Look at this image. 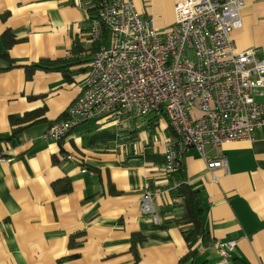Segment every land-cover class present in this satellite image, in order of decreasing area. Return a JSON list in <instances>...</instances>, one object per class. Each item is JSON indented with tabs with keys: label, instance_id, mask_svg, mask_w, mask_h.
Listing matches in <instances>:
<instances>
[{
	"label": "crops",
	"instance_id": "obj_1",
	"mask_svg": "<svg viewBox=\"0 0 264 264\" xmlns=\"http://www.w3.org/2000/svg\"><path fill=\"white\" fill-rule=\"evenodd\" d=\"M244 1L243 27L233 40L237 51L255 49L264 58V0ZM134 2L156 28L174 25L176 0ZM95 7L94 0H0V15L8 14L6 22L0 17V36L10 28L23 39L9 50L11 61L0 58V150L8 157L0 163V264H135L136 233L144 237L139 264H177L188 252L183 230L172 223L181 211L173 206L174 186L164 172L171 137L163 114L121 125L90 121L61 142L42 138L84 88ZM68 57L66 75L38 70L27 80L26 67ZM40 108L46 122L9 140L19 131L10 118ZM224 151L228 171L215 172L218 183L196 149L184 153L180 177L200 193L204 229L216 240L207 248L197 242V262L264 264V129L253 141L232 142ZM64 178L73 191L58 196L52 183ZM146 191L153 193L159 222L140 211ZM78 234H84L75 237L82 246L70 247ZM226 242L235 247L224 262L218 245Z\"/></svg>",
	"mask_w": 264,
	"mask_h": 264
},
{
	"label": "built area",
	"instance_id": "obj_2",
	"mask_svg": "<svg viewBox=\"0 0 264 264\" xmlns=\"http://www.w3.org/2000/svg\"><path fill=\"white\" fill-rule=\"evenodd\" d=\"M90 18V39L109 42L90 61L84 88L42 138L66 139L90 121L121 125L164 111L176 138L167 139L165 174L178 173L184 153L196 149L212 181L228 171L227 144L253 141L264 129V58L257 50L237 51L233 34L243 27L244 0H176L175 23L156 28L152 17L138 12L134 0H107ZM71 159V157L69 158ZM0 152V163L6 162ZM178 202V199L174 200ZM142 214L159 217L153 193L139 202ZM235 242L218 245L226 262Z\"/></svg>",
	"mask_w": 264,
	"mask_h": 264
},
{
	"label": "trees",
	"instance_id": "obj_3",
	"mask_svg": "<svg viewBox=\"0 0 264 264\" xmlns=\"http://www.w3.org/2000/svg\"><path fill=\"white\" fill-rule=\"evenodd\" d=\"M107 0H94V3L96 4L94 16H97V5L99 2H104ZM7 16L3 17V15L0 17L3 19L4 22L7 21ZM93 16V17H94ZM23 39L17 38L12 30L10 28L6 29L4 33L0 36V58L6 59L11 61L10 55H9V50L17 45L18 43L22 42ZM109 42V31L107 28H103V34H102V39L97 42L93 43V56L94 54L98 51V49L103 46L107 45ZM5 49V51L3 50ZM68 58L66 59H58V60H50V59H42L36 64H32L31 66L26 67L27 71V80L30 81L34 77V73L38 70L42 71H56V72H62L63 74L66 75L67 72V66H68ZM45 112L46 109L40 108L33 110L31 112L26 113L22 118H15L11 117V122L16 126L19 131L15 132L9 140H11L13 137H15L18 133L21 131H24L28 129L29 127H33L35 125H38L40 123H45L46 122V117H45ZM163 114L162 117L164 119L168 118L164 111L158 112L156 114ZM152 114L146 116L145 118L151 116ZM67 119V116L59 118L58 120L54 121H63ZM155 120V118L153 119ZM150 120L149 125L150 127H154V121ZM53 122V123H54ZM169 123V122H168ZM170 126V124H169ZM168 133L171 138H176L177 136L173 132L172 128H168ZM168 138V139H171ZM1 152V150H0ZM68 157V156H67ZM182 168L178 173L174 174H167V178L170 179V182L173 188V191L171 192L174 196L175 199H178V202L173 203L174 208H179L181 211V216L179 219L174 220L172 223L176 226H179L183 232V236L185 238V241L188 245V252L184 254L180 260L178 261L177 264H207L206 262L203 263H198V259L200 257V252L196 249V244L200 240L205 248L210 247L214 243H216V240L211 236L209 232H207L204 229V224H203V204L202 200L200 197V193L195 190L192 186L188 185L184 181H182V178L180 177ZM92 171H94L92 169ZM174 184V185H173ZM52 187L54 190V193L58 196H63L70 194L73 191V184L72 181L64 178L60 179L54 183H52ZM167 224H170L168 222ZM84 234H78L76 236H72L70 238V247H81L82 244H78L76 242L75 237H80ZM144 241V237L141 236L140 234L136 233L132 236V243H131V251L134 253L135 257V264H139L140 262V254L138 252V245ZM79 258V256H71L67 257L61 260V262L70 260V259H76Z\"/></svg>",
	"mask_w": 264,
	"mask_h": 264
},
{
	"label": "rangeland",
	"instance_id": "obj_4",
	"mask_svg": "<svg viewBox=\"0 0 264 264\" xmlns=\"http://www.w3.org/2000/svg\"><path fill=\"white\" fill-rule=\"evenodd\" d=\"M70 106H71V105H70ZM1 153H2V154H3V156H4V157L7 159L6 161H8V157H6V156H5V154L2 152V150H1ZM70 157H71V159H73V157H72V156H68V157L66 156L65 158H66V159H69Z\"/></svg>",
	"mask_w": 264,
	"mask_h": 264
}]
</instances>
